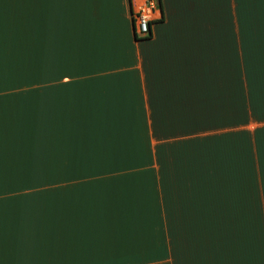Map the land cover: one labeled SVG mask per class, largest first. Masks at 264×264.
Instances as JSON below:
<instances>
[{"label": "crops", "instance_id": "0c3cea01", "mask_svg": "<svg viewBox=\"0 0 264 264\" xmlns=\"http://www.w3.org/2000/svg\"><path fill=\"white\" fill-rule=\"evenodd\" d=\"M141 1L0 0V264H264V0Z\"/></svg>", "mask_w": 264, "mask_h": 264}, {"label": "built area", "instance_id": "2783aa9c", "mask_svg": "<svg viewBox=\"0 0 264 264\" xmlns=\"http://www.w3.org/2000/svg\"><path fill=\"white\" fill-rule=\"evenodd\" d=\"M159 14L157 0H143L130 9L132 32L136 38H144L149 35L151 23Z\"/></svg>", "mask_w": 264, "mask_h": 264}, {"label": "trees", "instance_id": "16d2710c", "mask_svg": "<svg viewBox=\"0 0 264 264\" xmlns=\"http://www.w3.org/2000/svg\"><path fill=\"white\" fill-rule=\"evenodd\" d=\"M256 176H255V169L250 165L248 168V179L246 182H243V204H248L249 206H255L257 205V199L256 194L254 191L249 190V186L256 184ZM234 185H240L241 183H233ZM247 202V203H246ZM249 216V222H252L253 213H251ZM250 232V231H249Z\"/></svg>", "mask_w": 264, "mask_h": 264}, {"label": "rangeland", "instance_id": "374dc122", "mask_svg": "<svg viewBox=\"0 0 264 264\" xmlns=\"http://www.w3.org/2000/svg\"><path fill=\"white\" fill-rule=\"evenodd\" d=\"M249 190L254 191V193L256 194V184L254 183V185L249 186Z\"/></svg>", "mask_w": 264, "mask_h": 264}]
</instances>
